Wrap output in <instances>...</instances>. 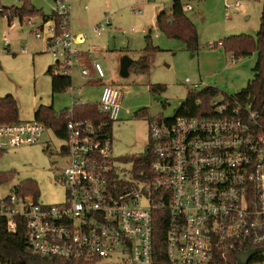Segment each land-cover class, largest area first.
<instances>
[{
  "label": "built area",
  "instance_id": "obj_1",
  "mask_svg": "<svg viewBox=\"0 0 264 264\" xmlns=\"http://www.w3.org/2000/svg\"><path fill=\"white\" fill-rule=\"evenodd\" d=\"M52 13L39 24L26 20L54 59V74L71 77L83 66L81 76L90 77L93 70L98 80L105 79L103 67L97 62L89 67L76 47L87 36L72 29L71 1L56 0ZM110 27L106 19L94 32L101 36ZM201 86L195 84L194 91ZM122 98L119 88L102 86L95 104L106 119L101 122L74 118V106L87 103L73 99L61 150L67 163L57 178L65 188L64 202L44 204L15 188L0 199V231H23L25 251L43 259L154 264L155 215L165 212L169 264H230L231 256L250 250L257 253L248 264H264V113L253 103L224 99L207 108L197 102L198 117L154 119L147 151L153 161L138 175L133 168L125 179L115 172L106 130L108 122L120 119ZM45 129L35 121L0 124V153L37 143ZM0 264L12 263L0 256Z\"/></svg>",
  "mask_w": 264,
  "mask_h": 264
},
{
  "label": "rangeland",
  "instance_id": "obj_2",
  "mask_svg": "<svg viewBox=\"0 0 264 264\" xmlns=\"http://www.w3.org/2000/svg\"><path fill=\"white\" fill-rule=\"evenodd\" d=\"M37 10L50 13L55 0H0L1 7H22L25 2ZM173 0H97L94 22L86 31V43L91 45L93 63L103 67L104 84L119 88L123 93L120 119L112 124L110 137L113 143V160L118 176L130 179L132 157L145 155L150 147V120L176 116L194 85L204 83L217 90L213 100L221 102L228 96L244 91L255 76L257 57L254 54L231 59L229 39L246 36L256 39L260 27L263 0H185L193 10H185L186 16L198 31V50L189 51L186 45L170 39L157 27V14L171 13ZM229 4L232 8H226ZM241 4V7H237ZM141 11V14H138ZM111 19L112 27L106 28L102 36L94 32L95 26ZM109 19V20H110ZM28 20L0 17V98L14 96L19 104V121H34V113L40 106H52L57 114L71 107L73 99L83 103L98 104L101 87L89 86L88 81L97 77H83V66L76 67L71 74L72 88L53 95L49 67L54 59L45 53L44 46L29 26ZM40 18L33 23L39 24ZM5 37L11 47L5 45ZM158 47L148 73L132 72L128 77L121 74L125 59L137 61L147 45ZM219 42L225 46L210 49ZM79 52L84 47L76 46ZM100 47V50L97 48ZM95 60V61H94ZM190 79L191 83H186ZM152 85H165L160 95L151 93ZM130 114H126V110ZM146 118L138 117L141 110ZM65 140L52 129L46 128L39 141L33 145H21L0 153V199L13 194L12 190L27 182H34L39 192V201L48 205L61 204L65 200V188L57 182L67 163L61 150ZM108 264V262H104Z\"/></svg>",
  "mask_w": 264,
  "mask_h": 264
},
{
  "label": "trees",
  "instance_id": "obj_3",
  "mask_svg": "<svg viewBox=\"0 0 264 264\" xmlns=\"http://www.w3.org/2000/svg\"><path fill=\"white\" fill-rule=\"evenodd\" d=\"M185 0H173L171 13L161 12L157 17L158 29L170 39L182 41L189 51L198 50V31L193 22L185 14ZM5 12L10 13L7 18L9 24L14 19H19L21 23L25 19L41 18L48 20L53 17V13L46 14L43 10H37L27 1L22 7H1ZM0 17H4V13L0 12ZM223 46L225 44L223 43ZM233 53V58H239L247 54H257V63L254 67L255 76L249 81L247 88L241 93L228 96V100H240L243 102L253 103L254 106L264 113V0L260 18V27L257 32L256 39L246 36H236L229 39L228 49ZM159 51L158 47L151 44L150 37H147V45L143 50V55L137 61H133L129 73H148L154 60V55ZM88 63V59L86 61ZM2 65L0 63V71ZM55 64L49 67L47 74L51 76L52 94H60L72 88V78L70 76L55 75ZM166 91L165 85H152L151 93L160 95ZM217 90L207 87L201 92L194 91L188 93L187 99L183 102L175 117L178 116H200V107L197 102H201L203 108L210 106L211 101L216 96ZM70 109L64 110L57 114L52 106H40L34 113V121L42 123L46 128L52 129L55 134L66 140V118L69 116ZM138 117L146 118L147 111L141 110L137 114ZM73 117L76 119H91L94 121L106 120L98 112V108L93 103L85 105H75L73 109ZM158 119H163L158 118ZM152 121V120H150ZM19 121V104L17 99L12 95L0 98V124H14ZM112 122H108L106 130L110 135ZM133 164L134 173L138 175L144 169H149L153 157L150 154L135 156L129 159ZM3 178L0 177V182ZM19 193L23 195H32L35 199L39 198V192L34 182L24 183L20 187H16ZM166 234H167V215L165 212H158L155 215L154 232H153V248H154V264H169L166 251ZM25 233L22 231L17 234H8L0 231V256L11 261L12 264H68L66 261L43 259L31 255L25 251ZM230 264H237L236 256L230 257Z\"/></svg>",
  "mask_w": 264,
  "mask_h": 264
},
{
  "label": "crops",
  "instance_id": "obj_4",
  "mask_svg": "<svg viewBox=\"0 0 264 264\" xmlns=\"http://www.w3.org/2000/svg\"><path fill=\"white\" fill-rule=\"evenodd\" d=\"M70 1H71V26H72V29L76 33H85L86 34V31L90 30L92 28L91 26L94 24V22H98L100 20V19L94 20V11L96 10L95 5H97V0H70ZM187 5L191 7V5H189V4H187ZM227 5H229V4H226V6ZM53 8H54V6H53ZM230 8H232V7L230 6ZM191 10H193V9L191 8L189 11H191ZM52 12H53V9L51 10L50 13H47V14L50 15ZM162 12H164V11H162ZM159 14H157V17ZM157 17H156V21H157ZM106 19H110V18L107 17ZM110 22H111V19H110ZM111 27H112V23H111ZM85 43H83L79 46L85 48V46H83ZM85 45L89 46L91 44L88 43V45L87 44H85ZM10 47H11V45H9L8 49ZM100 49H101L100 47L97 48V50H100ZM88 51H89V48L87 49V47L84 50L82 49V53L86 54V56L88 58L87 64L89 65V67H91V64L93 63L92 62L93 58H92V54L88 53ZM254 55L257 57L256 53H254ZM231 59H234V58L232 57ZM91 77H96L93 70H92ZM201 84L204 85L203 82ZM88 85L101 87V90H102V86L104 85V82L98 80V78H97V81H88Z\"/></svg>",
  "mask_w": 264,
  "mask_h": 264
},
{
  "label": "water",
  "instance_id": "obj_5",
  "mask_svg": "<svg viewBox=\"0 0 264 264\" xmlns=\"http://www.w3.org/2000/svg\"><path fill=\"white\" fill-rule=\"evenodd\" d=\"M133 61L131 59H125L122 64L121 74L123 77H128L130 75L129 69L132 65ZM260 251H264V247L260 249ZM257 250H250L248 252H241L237 255V264H248L254 255H256Z\"/></svg>",
  "mask_w": 264,
  "mask_h": 264
}]
</instances>
